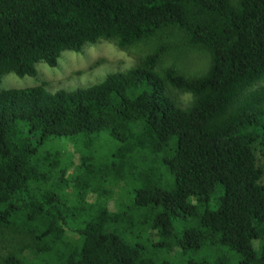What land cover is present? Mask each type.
<instances>
[{
  "label": "trees",
  "instance_id": "16d2710c",
  "mask_svg": "<svg viewBox=\"0 0 264 264\" xmlns=\"http://www.w3.org/2000/svg\"><path fill=\"white\" fill-rule=\"evenodd\" d=\"M171 28L209 51L203 74L158 73L161 44L88 87L0 91V264H264V0H0V85ZM114 187L131 189L116 212Z\"/></svg>",
  "mask_w": 264,
  "mask_h": 264
},
{
  "label": "rangeland",
  "instance_id": "374dc122",
  "mask_svg": "<svg viewBox=\"0 0 264 264\" xmlns=\"http://www.w3.org/2000/svg\"><path fill=\"white\" fill-rule=\"evenodd\" d=\"M232 3L234 2L232 1ZM184 42V35L176 28L163 30L156 37L144 40L128 50L119 49L112 42L101 41L83 48L80 52H63L56 67H50L43 62L38 63L36 77H19L12 73L7 74L3 77L0 91L45 85L48 91L54 93L58 90L88 87L99 83L109 73L124 72L135 67L141 58L152 53L161 44L171 47L162 56V60L156 69L158 73L172 67L179 73L189 76L203 74L209 67L211 54L206 49L190 47ZM262 85H264V81L258 84V86ZM174 97L184 107L192 100V95L188 93H174ZM61 151L64 163H71L70 174H73L75 168L82 166L80 148L73 143L65 142ZM256 158L257 166L264 170V157L260 152H256ZM261 184H264V175ZM130 190V188L124 190L114 187L113 197L109 200V209L116 212L127 208L131 204L127 196V192ZM67 192H71V189ZM95 199V194L92 193L88 197L89 203ZM212 207H215V205H212ZM195 223L192 217L186 220V226H194ZM69 232L70 236H76L73 232ZM147 233L151 234L150 231ZM154 238L156 239V237ZM158 240L157 237L156 241ZM13 249H15L14 240L7 237L6 233L0 232V258L6 256ZM159 254L167 256L163 251H159ZM169 256L177 260L178 249L175 248ZM43 257L42 255L40 258ZM32 258V255H28L29 260ZM50 259L46 256L41 262Z\"/></svg>",
  "mask_w": 264,
  "mask_h": 264
}]
</instances>
